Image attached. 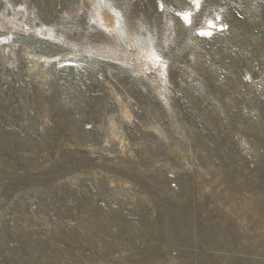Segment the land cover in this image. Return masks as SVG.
Returning a JSON list of instances; mask_svg holds the SVG:
<instances>
[{
  "label": "rangeland",
  "instance_id": "1",
  "mask_svg": "<svg viewBox=\"0 0 264 264\" xmlns=\"http://www.w3.org/2000/svg\"><path fill=\"white\" fill-rule=\"evenodd\" d=\"M0 264H264V0H0Z\"/></svg>",
  "mask_w": 264,
  "mask_h": 264
},
{
  "label": "bare ground",
  "instance_id": "2",
  "mask_svg": "<svg viewBox=\"0 0 264 264\" xmlns=\"http://www.w3.org/2000/svg\"><path fill=\"white\" fill-rule=\"evenodd\" d=\"M126 115H127V113H126ZM127 117H129V115H127Z\"/></svg>",
  "mask_w": 264,
  "mask_h": 264
},
{
  "label": "snow or ice",
  "instance_id": "3",
  "mask_svg": "<svg viewBox=\"0 0 264 264\" xmlns=\"http://www.w3.org/2000/svg\"><path fill=\"white\" fill-rule=\"evenodd\" d=\"M102 2H103V0H102Z\"/></svg>",
  "mask_w": 264,
  "mask_h": 264
}]
</instances>
